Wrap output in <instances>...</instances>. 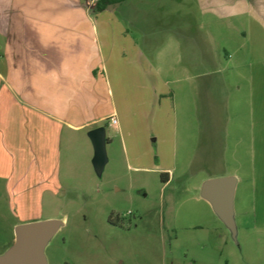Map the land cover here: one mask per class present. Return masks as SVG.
Wrapping results in <instances>:
<instances>
[{
	"label": "rangeland",
	"instance_id": "obj_1",
	"mask_svg": "<svg viewBox=\"0 0 264 264\" xmlns=\"http://www.w3.org/2000/svg\"><path fill=\"white\" fill-rule=\"evenodd\" d=\"M171 6L164 4L161 11L171 13ZM198 18L207 30L206 18ZM111 27L114 56L131 50L133 40L142 45L131 31L122 39ZM224 31L216 37L221 52ZM155 35L151 70L161 72L155 75L161 77V88L168 77V95L151 98L146 86L136 89L137 79L134 84L128 81L129 71L120 69L117 79L109 70L114 96L103 93L102 101L110 98L105 113L115 108L123 133L107 131L113 144L107 148L103 175H97L88 159L91 176L83 173L81 163L82 172L77 169L61 181L63 188L56 195L35 198L28 208L20 198L9 196L0 181V255L14 244L15 229L25 224L23 219H53L64 225L46 247L48 264H264V132L259 126L264 102L248 101L250 110L244 105L250 93L246 86L240 93L228 84L225 100L231 123L214 140L206 124L208 77L203 74L208 70L193 72L199 75L196 108L193 101L187 102L185 86L173 81L180 74L167 66L176 60L174 48L166 44L173 34L163 35V42ZM163 174L169 177L167 183ZM230 176L237 179L235 229L202 196L205 181Z\"/></svg>",
	"mask_w": 264,
	"mask_h": 264
},
{
	"label": "crops",
	"instance_id": "obj_2",
	"mask_svg": "<svg viewBox=\"0 0 264 264\" xmlns=\"http://www.w3.org/2000/svg\"><path fill=\"white\" fill-rule=\"evenodd\" d=\"M97 1L0 0V181L23 207L56 195L61 181L77 169L82 172L81 163L91 176V130L105 127L107 137L114 128L122 136L115 108L104 110L110 98L102 101L103 93L114 96L110 72L120 79V69L129 71L128 81L137 79L136 89L146 86L151 98L168 95V77L161 88V72L151 70L154 32L158 42L173 34L166 44L174 48L176 60L167 66L180 74L173 81L185 86L187 102L196 108L199 75L193 72L208 70L202 73L208 77L206 124L214 140L230 127L228 84L240 93L246 86L250 93L244 105L250 110L248 101L264 102V0H125L102 13L95 11ZM167 3L175 8L171 13L161 11ZM199 16L209 23L207 30ZM111 26L122 39L131 31L142 45L133 40L131 50L114 56ZM220 29L225 30L223 52L216 47ZM111 117L117 124L109 123ZM259 123L264 132V112ZM112 144L107 137L106 150ZM123 150L128 151L125 143Z\"/></svg>",
	"mask_w": 264,
	"mask_h": 264
},
{
	"label": "water",
	"instance_id": "obj_3",
	"mask_svg": "<svg viewBox=\"0 0 264 264\" xmlns=\"http://www.w3.org/2000/svg\"><path fill=\"white\" fill-rule=\"evenodd\" d=\"M88 136L95 152L92 163L95 172L101 177L108 163L106 129H93ZM236 183V178L230 176L207 180L202 186L203 198L234 229ZM63 225L64 222L53 219L18 225L15 229V242L0 255V264H48L46 247Z\"/></svg>",
	"mask_w": 264,
	"mask_h": 264
},
{
	"label": "trees",
	"instance_id": "obj_4",
	"mask_svg": "<svg viewBox=\"0 0 264 264\" xmlns=\"http://www.w3.org/2000/svg\"><path fill=\"white\" fill-rule=\"evenodd\" d=\"M93 1V0H88ZM125 0H98L95 5V11L97 13L103 12L107 10L110 7H115L121 3H123ZM165 176H168L167 174L162 175L163 182H167V180L164 178Z\"/></svg>",
	"mask_w": 264,
	"mask_h": 264
},
{
	"label": "built area",
	"instance_id": "obj_5",
	"mask_svg": "<svg viewBox=\"0 0 264 264\" xmlns=\"http://www.w3.org/2000/svg\"><path fill=\"white\" fill-rule=\"evenodd\" d=\"M110 122H111V124H117V119H116V117H111V118H110Z\"/></svg>",
	"mask_w": 264,
	"mask_h": 264
}]
</instances>
